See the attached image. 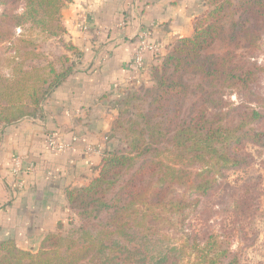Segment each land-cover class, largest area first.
Segmentation results:
<instances>
[{"label":"trees","instance_id":"obj_1","mask_svg":"<svg viewBox=\"0 0 264 264\" xmlns=\"http://www.w3.org/2000/svg\"><path fill=\"white\" fill-rule=\"evenodd\" d=\"M69 1L0 0V44L21 59L0 75L1 124L35 115L73 72L69 56L59 67L35 63L40 38L66 34ZM208 4L193 36L175 40L153 67L142 96L130 87L118 102L111 131L123 128L126 144L104 151L87 185L66 189L71 231L49 232L35 252L4 241L0 264H243L260 194L228 173L256 163L246 144L264 148V0ZM132 100L144 109H119Z\"/></svg>","mask_w":264,"mask_h":264},{"label":"crops","instance_id":"obj_2","mask_svg":"<svg viewBox=\"0 0 264 264\" xmlns=\"http://www.w3.org/2000/svg\"><path fill=\"white\" fill-rule=\"evenodd\" d=\"M200 7L198 0H71L64 5L65 41L81 52L73 59V72L35 115L0 123V244L13 239L20 249L35 252L64 222L71 213L66 189L87 185L111 145L107 135L118 115L113 102L128 88L150 83L160 56L178 38L193 36ZM144 30L160 51L146 52L142 66L131 68ZM51 132L63 141L75 140L74 149L49 148ZM88 144L100 150L88 153L83 148ZM18 157L22 166L15 173Z\"/></svg>","mask_w":264,"mask_h":264},{"label":"rangeland","instance_id":"obj_3","mask_svg":"<svg viewBox=\"0 0 264 264\" xmlns=\"http://www.w3.org/2000/svg\"><path fill=\"white\" fill-rule=\"evenodd\" d=\"M198 1L201 7L199 11L200 13L198 14L197 17H202L203 15L207 14V12L209 11V9H211V7L208 4V0H198ZM19 33H21L20 30L17 31V34ZM67 43L68 42L65 41V34L60 38L59 37L51 38L50 36L40 38L37 43L36 53H39L41 56L40 59H38L35 62L36 65H38V67H41L43 69L47 67L48 63L54 64L59 67L62 64H64L63 63L64 57L69 56V59L72 60L75 59V55L71 51L67 50V48L65 47ZM215 49L216 51L221 52L223 49H225V45L223 43H218ZM166 55L162 57L160 56V61L157 65H159L163 61ZM17 56L18 54L15 51V47H13L9 42L0 44V75L9 76L13 72V68L16 65V62L21 61V59L17 58ZM26 66L29 65L26 64ZM151 84H152V75H151L150 83L148 84L144 83L134 86V88L137 89L131 90L132 92L130 96L131 97L133 95L136 97L142 96L143 88H145L147 85L150 86ZM128 90L129 88L124 92V95L126 92H128ZM123 96L117 99L116 101H114L113 105L117 107L118 102L123 98ZM134 103L136 104L138 102L136 100H132L131 103H129L128 105H124V106L123 104L122 106L120 105L122 108L120 107L119 109H122V111L124 110L126 111V109H128L127 111L129 112L127 113H131L133 111L138 112L141 109H144L140 107L134 108L133 107ZM127 113H124L121 116L124 122H126V120L129 118V115ZM118 117H119V113L117 115V118ZM117 118L115 120H117ZM111 135H113L114 137H111ZM108 136H110V138H108ZM107 140L109 143L111 142V145H109V147L105 151L114 149L116 147L124 146L126 144L125 130L121 127L120 128L116 127L113 131H110V133H108ZM245 148L247 152L251 153L256 158V163L242 170L230 171L228 173L229 181L232 183V185L242 184L244 182L256 183L257 189L260 194V199H259L260 208L256 216L253 217L251 221H249L247 227L248 236L254 239V244L245 247L242 250L240 256L243 264H264V164L262 163V160L264 159V148H260L252 144H246ZM70 215L73 214L70 213L69 216ZM68 217H66L64 219V222H62V226H60V228L57 227L56 230L53 232H58L63 235L68 234L73 228V224L71 221H69Z\"/></svg>","mask_w":264,"mask_h":264},{"label":"built area","instance_id":"obj_4","mask_svg":"<svg viewBox=\"0 0 264 264\" xmlns=\"http://www.w3.org/2000/svg\"><path fill=\"white\" fill-rule=\"evenodd\" d=\"M88 27H89L88 24L85 23L84 29L88 30ZM159 51H160V47L157 43H155L152 40L151 33L148 30H144L140 32L138 35L137 46L135 50V58L132 61L130 67L140 68L142 66V63L144 60V54L146 52H150L152 54H158ZM74 143H75V140H73L72 142L63 141L59 137V135H57L56 132L49 133L48 139H47L48 147L53 150L55 149L59 151H66L69 149H74L75 147ZM83 148L88 153H92V152L100 150V146L95 145V144H88V145H85ZM21 166H22V160L20 157H18L15 160V166H14L13 171L15 173L19 172Z\"/></svg>","mask_w":264,"mask_h":264}]
</instances>
